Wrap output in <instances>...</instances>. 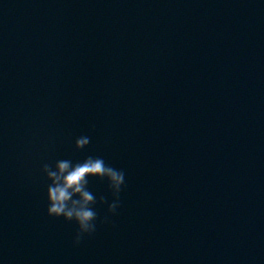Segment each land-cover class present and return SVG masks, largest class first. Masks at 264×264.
Here are the masks:
<instances>
[{
    "label": "water",
    "instance_id": "1",
    "mask_svg": "<svg viewBox=\"0 0 264 264\" xmlns=\"http://www.w3.org/2000/svg\"><path fill=\"white\" fill-rule=\"evenodd\" d=\"M263 32L264 0H0V264H97ZM81 135L91 143L77 152ZM88 155L122 169L125 186L112 223L74 247L75 223L46 215L40 166ZM89 188L111 202L106 182Z\"/></svg>",
    "mask_w": 264,
    "mask_h": 264
},
{
    "label": "clouds",
    "instance_id": "2",
    "mask_svg": "<svg viewBox=\"0 0 264 264\" xmlns=\"http://www.w3.org/2000/svg\"><path fill=\"white\" fill-rule=\"evenodd\" d=\"M90 143V136L81 135L76 137L74 148L82 152ZM40 174L46 181V215L52 219H63L66 223H75L76 231L72 239L74 247L96 234L98 221L111 224V218L118 214L125 173L107 164L103 157L88 155L76 161L67 158L46 160L41 163ZM91 179L107 183L111 202L105 196L97 199L89 188ZM97 204L107 205L102 219L98 216Z\"/></svg>",
    "mask_w": 264,
    "mask_h": 264
}]
</instances>
